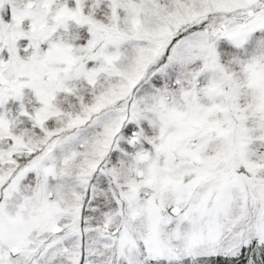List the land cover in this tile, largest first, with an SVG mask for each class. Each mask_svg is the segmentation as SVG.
Listing matches in <instances>:
<instances>
[{
    "label": "snow or ice",
    "instance_id": "snow-or-ice-1",
    "mask_svg": "<svg viewBox=\"0 0 264 264\" xmlns=\"http://www.w3.org/2000/svg\"><path fill=\"white\" fill-rule=\"evenodd\" d=\"M0 264H264V0H0Z\"/></svg>",
    "mask_w": 264,
    "mask_h": 264
}]
</instances>
